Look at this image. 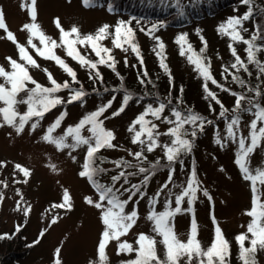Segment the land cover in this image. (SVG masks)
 <instances>
[{
  "label": "rangeland",
  "instance_id": "obj_1",
  "mask_svg": "<svg viewBox=\"0 0 264 264\" xmlns=\"http://www.w3.org/2000/svg\"><path fill=\"white\" fill-rule=\"evenodd\" d=\"M30 0H0V10L5 14L6 23L9 28L21 43H26L27 33L22 31V25L29 22V17L26 8H22V3H28ZM36 8L38 12L37 23L41 26L42 31L52 37L59 39V30L53 23L55 18H59L62 27L66 30L72 26L79 28L82 34H87L96 30L97 26L103 23L114 20L112 13L106 12L102 8H88L84 9L80 5L79 0H36ZM233 16H241L235 14ZM226 19H210L199 22L192 29L177 30L167 29L158 32L164 44V52L171 69L177 73H181L185 79L192 84V89L197 92H190V99L198 101L204 109V106L210 108V113L213 118H217L220 111L213 105L209 99H205L202 93H205L202 85V77L195 70L194 65L190 64L186 56L180 55V45L176 43V38L181 34L187 35V41L194 50L199 52L201 45V37L208 40V48H204L202 55L208 59L211 65V73H220L224 69L229 55V41L227 35L217 31L219 25L223 24ZM243 23V22H242ZM3 31L0 30V37ZM242 35V33H241ZM142 43L149 42L152 46L155 44L152 38H147L139 35ZM243 36V35H242ZM244 37V36H243ZM245 38V37H244ZM38 43V42H37ZM105 46L112 49V53L116 56L128 55L129 51L125 52L121 49H115L110 40L103 42ZM201 43V42H200ZM237 54L242 56V45L234 46ZM81 52L88 57L93 55L90 49H80ZM57 55L65 59L66 63L74 64L76 68L84 70L76 61L65 55L62 48L56 50ZM40 68H29L32 77L44 86H50L43 69H48L57 82H62L61 68L53 61L45 60L32 53ZM12 57L18 59L15 45L7 39L0 38V66L8 69V63L5 57ZM150 64L154 66V55L149 56ZM0 82H3L0 79ZM213 89H219L216 85H210ZM209 84L208 87L210 88ZM32 87V85H29ZM246 88H249L246 89ZM264 90V86H260ZM243 92L249 95L254 91L244 84ZM62 93H56L61 95ZM68 93H65L67 95ZM21 93L20 98L24 97ZM64 95V96H65ZM60 97V96H59ZM112 98L110 94L86 96L81 101H76L68 105L65 109L58 106L55 109L47 112L42 119L39 120L38 126L35 130L31 128V122L25 125L24 131L17 135L15 130L7 125L0 127V161L5 162V166L0 167V193H3L4 199L0 201V231L9 233L13 230L20 234L21 241L27 251L21 259L19 264H55L56 254L55 250L59 248V259L61 264H96L97 260V246L99 243L101 232L104 229L100 220V210L85 203L84 197L88 196L92 199H98L94 190L87 184L84 178L78 175L81 170L82 153L86 146H80L75 150L64 149L58 151L54 145L48 144L41 140L42 135L47 127L60 115L65 112L66 115L61 121V126L55 130L53 135H62L64 129L69 125H75L84 115L97 109L102 104L107 103ZM113 99V98H112ZM222 104L226 106V112L234 108L233 101L235 97L221 93L218 98ZM112 106L101 117L104 120V127L113 131L115 139L112 141L117 147L103 148V155L108 156V161L103 167L113 166L117 159H131L139 162L129 152L141 151L140 144L132 143V135L128 131L129 125L132 121L144 111L146 104H133L127 107L120 115L112 116L113 111L122 102H117L113 99ZM246 100L242 101V104ZM117 102V105L114 103ZM191 102V100H190ZM182 104V103H181ZM209 104V106H208ZM260 107H264V94L258 98ZM190 104L184 102V107L189 108ZM211 105V107H210ZM200 105H197V109ZM64 107V106H63ZM17 111L24 112L26 106L18 104ZM251 108V111L242 113L239 111V133L238 135L247 136L249 132L248 125L254 119L253 113L255 108L248 103L246 109ZM166 111V110H165ZM162 116H171V112L166 111ZM167 114V115H166ZM146 119L153 120L158 124V130L164 133L171 125L165 123L163 120L156 121L153 117L148 116ZM231 119L217 120L218 123L211 126L204 135L196 139L192 144L190 153H186L184 159L191 160L192 155L195 156V164L197 166L196 178L200 182V189L197 191L196 200L193 203L194 213L197 225L198 234L197 239L200 241L203 248H207L214 235V225L212 217L221 228L225 238L229 241L230 250L234 249L236 245L233 240L235 236L241 232L246 231V226L250 217L245 215L246 210L251 208L252 194L250 191V182L243 179L239 167L235 163L236 153L239 150L238 142L232 139H225L227 136L226 125ZM260 126L258 122V127ZM139 126H137L138 129ZM186 130H190V134L194 129L191 125H185ZM84 135H88L86 130H83ZM187 138V137H186ZM219 138L221 143H216ZM170 137L161 135L158 141L161 145L170 143ZM68 143H71L69 138ZM71 152V155H69ZM146 160H165L163 148L158 147L153 152L149 153L144 149ZM75 157V160L72 157ZM191 156V157H190ZM16 163L21 164L30 169L31 175L24 183V177L14 169ZM49 164H54L57 171H53ZM191 163L177 162L175 167L161 169L157 171L148 183L146 192L143 191L144 196L137 194L133 200L125 207L126 212L132 211L136 207L138 218L134 227L128 232L126 236L121 237V241H127L136 247L135 240L139 233L153 236L159 241L160 237L153 232V224L147 219L148 213L152 206L149 204V198L154 197L161 185L168 181L169 171L172 170V181L168 184L161 195L157 198L155 204L156 211H163L166 200H171L172 207L174 204V195L179 194L182 187L186 186L187 178L191 174ZM192 166V165H191ZM249 166L252 169L264 168V145L255 149L249 158ZM142 174L132 177L134 180L140 179ZM17 181H20L17 183ZM99 182L109 185L111 181L110 173L105 169L103 174L99 176ZM7 185L5 187L4 185ZM120 189V198L127 199L129 193L123 192V186H117ZM259 194L261 200H264V186H259ZM63 188H68L72 197V209H53L51 205L60 203L62 198ZM142 188V187H141ZM17 189L23 197V203L31 205V211L27 216L22 210H17V200L21 196L17 195ZM141 190V189H140ZM203 190H207L212 197L209 201L208 197L204 196ZM250 192V193H249ZM182 208H187L186 199L182 202ZM189 214V215H188ZM53 216L58 217L55 224H51ZM192 219L190 213L181 212L172 218V225L174 231L179 239L185 241L190 230V220ZM41 231H44L43 237L40 236ZM38 241V242H37ZM247 245V242H245ZM107 264H122V262L129 261L135 258V253H120L117 254V241L109 242L106 248ZM157 255L164 258V247L162 244H157ZM239 251L236 257H228V264H241L238 259ZM234 256V254H233ZM230 258V259H229ZM257 264H264V251H258L256 254ZM185 264V261H181Z\"/></svg>",
  "mask_w": 264,
  "mask_h": 264
},
{
  "label": "snow or ice",
  "instance_id": "obj_2",
  "mask_svg": "<svg viewBox=\"0 0 264 264\" xmlns=\"http://www.w3.org/2000/svg\"><path fill=\"white\" fill-rule=\"evenodd\" d=\"M85 6H94L95 0H82ZM241 3L248 5L250 0H241ZM22 8L27 9L29 22L22 25L21 30L27 33L26 43H21L16 35L9 30L5 14L0 10V30L3 31L2 39H7L15 45L17 50L18 59L12 57H5L8 63V69L4 66H0V127L7 125L12 127L16 134H21L25 125L31 122V128L35 130L38 126L39 120L42 119L45 113L51 111L57 105L65 103L59 96L56 95L62 89H70L69 97L66 101L71 104L76 101H81L86 95L82 86L77 89H72L70 83L66 80L63 83L57 82L51 72L48 69H43L47 76V79L51 86H44L38 83L30 74L29 68H40L37 60L33 56V52L36 56L45 60L53 61L58 65L67 75L71 78L73 83H79L77 80V74L70 67L65 59L57 55L56 50L62 48L65 55L72 60L76 61L81 67L90 70L89 78L102 79L98 70L99 65H106L109 68L115 70V59L113 57L112 49L105 46L103 43L105 40L111 41L112 46L115 49H121L125 52L131 51L140 60V64L143 65L144 61L140 54L138 44L135 42L136 33L131 26V21L119 20L114 26L104 24L99 26L93 33L82 34L78 27L72 26L66 30L62 27L59 18H55L53 23L59 30V39H53L46 35L41 26L37 23V8L36 0H30L28 3H22ZM109 10H112V6L109 5ZM182 14V13H181ZM252 14V9L249 7L248 12L243 16L229 17L223 24L219 25L217 31L227 35L231 41L243 42L247 45L245 49L247 53V61L249 63H257L260 73H264V65H261L256 60V52L260 50L264 45L257 46L255 41L257 36L253 35L251 39H245L241 35L242 22L248 20ZM137 25L140 24L139 20H136ZM161 25L156 23L151 24L147 30V35L156 41L153 51L159 57L160 67L165 73H169L167 64L165 63L164 56V44L159 36L153 35L157 28ZM141 32H145L143 27L140 28ZM201 41L204 42L203 37ZM38 42V43H37ZM176 43L180 45V55L186 56L190 64L194 65L195 70L202 77L204 83L202 85L207 97H210L216 104L221 106L220 116H224L227 111L224 109L223 104L217 98L216 94L209 90L208 82L221 88L223 91H230L223 85L219 84L211 73L210 62H207V58L202 55L204 47L199 52L193 49L192 45L187 41V35L181 34L176 38ZM206 47V42H204ZM81 48L90 49L94 53L96 59H89L87 55L82 54ZM229 48L235 62L231 64V69L239 70L243 69L248 71V68L241 57L237 54L236 49L229 44ZM127 62V61H125ZM224 72H229L228 68H224ZM231 74V73H230ZM147 76V72L143 73ZM170 75V74H169ZM232 79L239 84L243 85L245 82L235 74H231ZM142 84L144 80L140 81ZM32 85V87H29ZM21 93H24V97L20 98ZM235 97V107L233 109V115L231 120L226 125L227 136L225 139H232L234 142H238L239 150L236 153L235 163L239 167L243 179L250 182L252 201L251 208L246 210L245 215L250 217V220L246 226V231L241 232L235 236V241L239 246L238 259L241 264H257L256 254L258 251H264V200H261L259 194V186H264V168L252 169L249 166V158L256 148L264 145V107H260L258 104H253L249 101L251 107L256 110L253 113L254 119L251 120L249 132L247 136L238 135L240 118L236 114L238 110L242 108V101L246 99L243 95L237 93H231ZM259 95V92H257ZM131 99L130 95H125L121 104V107L112 113V116H118L122 113ZM170 103V101H169ZM18 104H24L26 110L24 112L17 111L16 106ZM112 106V101L97 107L96 110L84 115L75 125H69L62 135H53L55 130L61 126V121L66 115L65 112H61L58 117L47 127L46 131L41 137V140L54 145L58 151L64 149L75 150L80 146H86V153L84 161L81 166V170L78 175L82 178H86L88 182L95 189L98 199L94 200L91 197L85 196V203L100 210V220L104 226L101 232L99 243L97 246V260L96 264H107L106 248L110 241H117V254L120 253H135V258L129 261L122 262V264H181V261H185V264H228V257L230 256V244L225 238L221 228L217 224L215 217H212L214 225V235L210 245L207 248L201 246L200 241L197 239L198 225L193 214L190 222V230L187 235V239L182 241L178 238L172 225V218L181 212L194 213L193 203L196 200L197 191L200 189V182L196 178L195 169L187 178L186 186L182 187L179 194L174 195L175 207H172V201L166 200L163 211H156L155 204L157 198L161 195V192L168 187V184L172 181V170L169 171L168 181L161 185L160 189L156 192L154 197L149 198V204L152 206L148 213L147 219L153 224V232L160 239L153 236L146 235L145 233H139L136 237L134 247L131 243L121 241V237L126 236L128 232L134 227L137 222L138 213L133 207L132 211L126 212L125 207L130 201L133 200L137 194L141 197L144 193L140 190L141 184L146 185L150 176L153 174L152 169L156 165H150L149 168L136 165L139 173L144 174L141 184H131L130 188H123V192H128L127 199L120 198V189L114 187L115 183L122 178L124 183H128L127 177L134 175L135 173H126L121 170L118 175L111 177L112 185H105L100 183L96 177L105 169L100 168L96 164L98 159L97 154L103 148H115L113 144L115 135L112 130L104 127V120L101 119L103 114ZM211 107V105H210ZM166 105L161 102L158 106L153 107L149 104L129 125L128 131L133 133L132 143L140 144L142 146L141 151L129 152V155L133 156L138 161H145L147 157L144 155V149L151 153L158 147L163 148L164 157L171 165L176 161L182 153L190 152L192 149V141L188 138L189 133L185 129V125H191L193 131L190 133L191 137L196 136L195 129L203 131L205 123L211 124L212 121H205L200 115L188 110L186 113L177 109L171 108V116L174 119H170L168 116H162L165 111ZM251 111V108L245 109ZM151 116L156 121L163 120L165 123L171 125L164 133L158 130V124L153 120L146 119ZM258 122L260 126L258 127ZM137 126L138 129H137ZM83 130H86L88 135H84ZM161 135L169 136L170 143L161 145L158 141V137ZM71 139V143H68V139ZM216 143H221L219 138L216 139ZM71 155V152H69ZM75 160V157H72ZM101 162H103L102 158ZM117 168L132 167L128 161L123 159L114 162ZM159 163V161H157ZM182 163V162H181ZM5 166L4 161H0V167ZM53 171H57L54 164H49ZM14 169L22 174L24 177V183H27V179L30 177V169L22 166L19 163L14 165ZM20 181H17L19 183ZM0 183H3L0 181ZM7 187V185H4ZM204 196L208 197L209 201L212 197L208 194L207 190H203ZM17 195L21 196L17 200V210H22L24 215L27 216L31 211V205L23 203V197L17 189ZM4 199L3 193H0V201ZM186 199L187 208H182V202ZM72 197L68 188H63L62 198L60 203H54L51 205L53 209H66L71 210ZM58 217L53 216L51 224H55ZM19 231V227H17ZM44 231H41L40 236L43 237ZM6 235V234H5ZM4 238V237H0ZM38 242V241H37ZM247 242V246L245 245ZM162 244L164 247V258L161 259L157 255V244ZM60 249L55 250L56 259L55 264H61L59 259Z\"/></svg>",
  "mask_w": 264,
  "mask_h": 264
},
{
  "label": "trees",
  "instance_id": "obj_3",
  "mask_svg": "<svg viewBox=\"0 0 264 264\" xmlns=\"http://www.w3.org/2000/svg\"><path fill=\"white\" fill-rule=\"evenodd\" d=\"M79 1L81 7H83L84 9H88L90 7L102 8L105 9L106 12L113 14L114 20L107 23L105 22L102 25L108 24L110 26H114L119 20L131 21V26L134 28L136 33L135 42L139 46L140 54L143 58L144 63L143 65H141L140 60L130 50L129 54L124 56H116L111 53L115 59V70L107 67L106 65H99L98 70L101 74L102 79H90L89 69L84 68V70H80L76 68L74 64L67 63L76 72L77 80L79 81V83H73L71 81V78L62 69L61 71L63 75L61 77V83L67 80L70 83L72 89H77L82 86L83 91L86 93V98L88 96L110 94L112 95L113 99H117V102H122L125 95H130L131 99L125 106V109L133 104H146L147 106L151 104L153 105V107H156L159 103L163 102L166 105V111L171 112V108H177L185 113L188 110H191L192 112L203 117L205 121H212L211 124L205 123L203 131L195 129L196 136L194 138L191 137L190 134L189 136H187V138L192 141V144L196 141V139L204 135L211 126L218 123L217 120L221 121L223 119H231L234 108L229 112H225V115L223 117L219 114L217 118H213L210 113L211 109L208 107L206 109V105L204 106L203 110H200L201 108H203V106L198 101L190 99V102V92H195L192 89L191 82L188 81V79H185V77L181 73H177L173 69H171L170 64L166 58L167 56L164 52V56L166 58L165 63L167 64L169 69V73H165L160 67L159 57L153 51L156 42L153 46L149 42L142 43L139 39V35L151 38V36L147 35V30L153 23H156L158 25L162 24V26H159L157 28L153 35H156L158 32H162L167 29L188 30L192 29L199 22H203L206 20L214 18H223L227 20L229 17H233V15L235 14H240L241 16H243L246 12H248L249 7H251L252 14L250 15L248 20L243 21L241 26V33L245 37V39H251L253 35H256L257 40L255 41V43L259 47L261 45H264V0H250V3L248 5L241 3V0H95L94 6L90 7L85 6L82 0ZM109 5L112 6V10H109ZM136 20L140 21L139 25H137ZM99 26H97V28ZM141 27L145 29V32L140 31ZM200 42L199 45H201V48H208V40L204 39V42H206V47L204 42ZM229 44L232 43L229 41ZM240 44L243 48L242 56L240 54L239 56L246 64L248 71L246 72L243 69H231L230 66L235 62V58L233 57L229 48L230 57L227 58L224 66V68L229 69V72L225 73L223 69L220 73H213V77L219 84L223 85L230 91H223L221 88L213 89L210 86L212 83L210 81L208 82L210 86L209 90L214 92L217 98L220 97L221 93H226L227 95H231V93H237L246 97V101L242 104V108L237 111V115L239 114V111H242V113L247 112V110L245 109L249 101H251L252 103H255V101L258 102V98H261V96L264 94V90L260 88V86H264V73H260L257 63H249L247 61V53L245 51L247 45H245L243 42H234L232 46L234 47ZM152 55H154V66H152L149 62V56ZM88 58L92 60L96 59L94 54L90 55V57ZM256 60L261 65H264V47H261L260 50L256 52ZM207 62H209L208 59ZM145 71L148 74L147 76L143 75ZM230 73L239 76V78L245 82L244 84L250 87L254 91V93L251 92L249 95L245 94L243 92L245 90L243 89L244 84L241 85L238 82L234 81ZM141 79L144 80L143 84L140 82ZM246 89L249 90V88ZM69 91L70 89H62L58 92L59 94H62L57 96H60V98L65 101V103H62L60 105H69V103L66 102L69 97ZM257 92H259V95H257ZM65 93L68 94L65 95ZM202 95H204L203 97L205 99H209V101H211L213 105H215V107L221 112V106L219 104H216L215 101H213L210 97H207L206 93H202ZM112 98L110 100L114 101ZM117 102L114 104L117 105ZM184 102L186 104L189 103L191 106L189 105V108L184 107ZM197 105H200L198 109L196 108ZM223 106L225 107L226 105L223 104ZM233 106L235 107V99L233 101ZM120 107L121 106L115 108V111H117ZM166 111H164L163 113H166ZM189 131L190 130L188 129L187 132ZM102 150L103 149H101L97 154L98 159L96 160V164L100 168L106 169L110 173L111 177L114 175H118L121 170L125 171L126 173H135L134 175H130L127 177V184L124 183L123 178L120 181L116 182L117 186L120 187L123 186L125 188H130L131 184H141L144 174H142L140 179L138 178L134 180L132 178L140 175L136 165L143 166L145 168H149L150 165H156L155 168L152 169L153 174L150 176L147 184H141L142 188L140 189L142 192H146L151 177L157 171L166 169L167 167L174 168L179 161L187 164L191 163L192 166L190 165V169H195V172L197 171V166L195 164L196 158L194 155H192V157L190 156L191 160L189 159V161H186V159H184L186 153H190L191 151L182 153L176 161L171 163V165H169V162L166 159L160 161L157 160L159 161V163H157L156 159H148L139 162L131 159H123L124 161L130 162V164L133 166L121 169L117 168L115 164L113 166L107 165V167H103L102 165L106 164L108 161V156L103 155ZM99 158H102L103 162H101V159ZM101 174H103V172H101L96 177L97 180H99V176ZM100 183L103 182L100 181ZM112 183L113 182L111 180L109 182V185H112ZM135 209L136 211L138 210L136 207ZM190 215L191 217L193 216L192 213H190ZM15 232L17 231L13 230L9 233H2L0 231V237H4L0 238V264H19V260L24 256L25 251H27L26 248H23L24 244L20 239V234H16ZM233 242H235L234 245L237 244L235 240H233ZM230 251L232 255L231 258H235L237 252L239 251L238 244L234 249H231Z\"/></svg>",
  "mask_w": 264,
  "mask_h": 264
}]
</instances>
